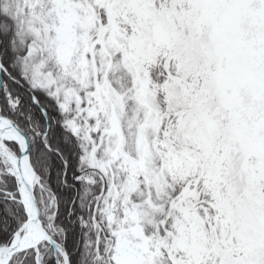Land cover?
I'll use <instances>...</instances> for the list:
<instances>
[{
  "label": "rangeland",
  "instance_id": "374dc122",
  "mask_svg": "<svg viewBox=\"0 0 264 264\" xmlns=\"http://www.w3.org/2000/svg\"><path fill=\"white\" fill-rule=\"evenodd\" d=\"M7 4L98 131L118 264H264V0Z\"/></svg>",
  "mask_w": 264,
  "mask_h": 264
},
{
  "label": "trees",
  "instance_id": "16d2710c",
  "mask_svg": "<svg viewBox=\"0 0 264 264\" xmlns=\"http://www.w3.org/2000/svg\"><path fill=\"white\" fill-rule=\"evenodd\" d=\"M13 10L8 4L5 8V0H0V57L6 66L0 106L30 135V157L39 179L36 193L44 225L66 251L68 264H118L113 231L117 223L110 199L112 180L92 158L95 148L101 155L98 131L92 129L91 136L86 135L88 126L76 111L77 101L64 97L58 80L46 83L33 75L37 59L30 60L29 46L36 38ZM42 70L47 71V66ZM85 104V100L81 102ZM77 119L79 128L74 122ZM6 143L14 153L21 152L17 141L6 139ZM9 167L0 151V243L11 241L27 218L18 177ZM51 201L49 215L46 207ZM38 254L43 264H57L48 240L16 252L9 264H38Z\"/></svg>",
  "mask_w": 264,
  "mask_h": 264
},
{
  "label": "water",
  "instance_id": "95a60500",
  "mask_svg": "<svg viewBox=\"0 0 264 264\" xmlns=\"http://www.w3.org/2000/svg\"><path fill=\"white\" fill-rule=\"evenodd\" d=\"M4 70H6V66L4 65V63L2 62V59L0 57V87L2 86V73ZM0 117H2L4 119V124H0V130L5 131V132L15 131L17 134H19L21 137H23V139L25 141V146L23 149L21 148V153L18 155V158L16 161V167H17V170L19 173V178H20L19 193L21 195V200L24 202L23 195H24V191L27 190V192L29 193V197L33 200V202L35 204L34 210L31 213L28 212L27 218L19 225V227L15 231L13 239L10 242L0 243V250H2L4 248L7 251H9L10 252L9 258H10L14 253L21 251V250H24L30 246H36L37 244H39V242L41 240L47 238L52 243L54 250H55V253H56L57 262H58V264H60V257L58 254V245H57L56 241L54 240V238L52 237V235L49 233L48 229L44 225L43 220L41 218L42 207H41L40 200L36 194L35 183H31L28 180L26 171H25L24 166H23V157L24 156H26L27 160L32 165L31 157H30V149H31L30 135L28 134V132L23 127H21L18 124V122H16L14 119L7 116L6 114H4L1 111V107H0ZM14 139L16 141H18V139H16V138H14ZM34 171H35V169H34ZM31 223L37 224L38 227L44 231V236L40 240H38L36 243L25 245V239L23 237L24 236L23 227L25 225L31 224ZM18 235L21 236L22 239H20L19 242L15 243L14 242L15 237Z\"/></svg>",
  "mask_w": 264,
  "mask_h": 264
},
{
  "label": "bare ground",
  "instance_id": "6f19581e",
  "mask_svg": "<svg viewBox=\"0 0 264 264\" xmlns=\"http://www.w3.org/2000/svg\"><path fill=\"white\" fill-rule=\"evenodd\" d=\"M0 124H4V119L2 117H0ZM6 134L11 138L18 139L21 148L22 149L24 148L25 141L23 137H21L15 131H8L6 132ZM7 156L12 163H16L17 158H18L17 155L7 152ZM23 166L26 171L28 180L31 183H35L36 173L32 165L30 164V162L27 160L26 156L23 157ZM23 200L27 206L28 212L31 213L35 208V204L33 200L29 197V193L27 192V190L24 191ZM23 232H24L23 237L25 239V245L36 243L38 240H40L44 236V231L40 229L37 224H33V223L25 225L23 227ZM20 239H22V237L18 235L15 237L14 242L17 243L20 241ZM9 255H10V252L7 251L6 249L3 248L2 250H0V264H6L8 261Z\"/></svg>",
  "mask_w": 264,
  "mask_h": 264
}]
</instances>
